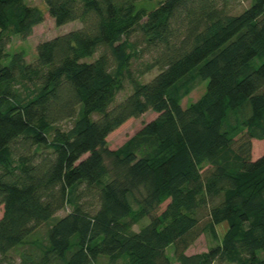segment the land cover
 <instances>
[{
  "label": "trees",
  "instance_id": "obj_1",
  "mask_svg": "<svg viewBox=\"0 0 264 264\" xmlns=\"http://www.w3.org/2000/svg\"><path fill=\"white\" fill-rule=\"evenodd\" d=\"M136 1L44 0L55 25L82 26L38 43L33 63H4L44 10L0 0V264L11 251L18 264H264V153L251 158L264 139V0L235 14L232 0ZM223 222L221 241L186 253L203 233L218 241Z\"/></svg>",
  "mask_w": 264,
  "mask_h": 264
},
{
  "label": "rangeland",
  "instance_id": "obj_2",
  "mask_svg": "<svg viewBox=\"0 0 264 264\" xmlns=\"http://www.w3.org/2000/svg\"><path fill=\"white\" fill-rule=\"evenodd\" d=\"M159 1L162 0H138L135 2V5L138 7H145L147 11L154 9L157 7L159 4ZM251 0H232L230 3V11L235 14L243 11L245 7H247L250 4ZM41 9L44 10V19L43 23L41 26L36 28L32 35L27 36V37H20L19 35H12L9 41V44L6 48L7 53H9V56L3 60L4 63L8 62L10 56L15 53V52H21L24 53L25 56V61L27 63H33V61L36 60L37 58V52H36V45L40 42H43L44 40L52 39L54 36L58 35H63L64 33L68 31H73L76 28H80L82 26V23L80 20L75 19L74 21H69L64 23L63 25H55L54 19L50 17L48 14V11L46 9V5L44 0L37 1L36 2ZM99 54V51L92 56H88L84 60H93L95 59ZM146 57V56H145ZM261 62L260 59H255L254 64L259 65ZM157 73V70L154 69L152 73L146 74L142 77L144 81H149L154 74ZM206 81H203L202 83L198 84L195 86V89L186 95L184 98L181 100V106L186 107L188 104L191 102L196 101L200 95L204 93L206 90ZM129 88H126L124 91H121V93L118 94L116 101L121 100L122 97L127 95L129 93ZM157 112L153 111H146L142 115L138 117H133L130 119H127L122 123L121 126L118 128L114 129L111 133L108 134L106 140H107V145L110 149L118 148L120 147L124 141H126L128 138L132 137L133 134L138 131L146 122L154 119L155 116H157ZM72 121H63L58 123L57 126H60L63 129H67L70 127ZM264 153V139L262 140H252V154L251 158H257ZM85 156V155H84ZM166 202L160 205V209L158 211H161ZM70 208L65 207L62 210L58 211L55 216L57 217H62V215L66 214L69 212ZM2 213V208L0 207V217ZM147 220H142L141 222L137 223V225L133 226V229L138 231V228L146 223ZM227 224L226 222L220 223L216 225V232H217V237L218 241L214 237L210 235L209 232L203 233L198 237V239L188 248L189 250L187 251V254H192L196 252H203V250L209 249V247L213 246L216 242L221 241L222 236L227 229ZM47 228L46 224H42L41 227L36 229L34 233L32 234L33 236L28 240V244L26 246L31 247L35 241L42 240L45 236V230ZM173 247L170 244L166 248L167 254L170 257V260H173ZM259 255L262 256L264 255L263 251L259 252ZM10 256L13 258V263L12 264H18L20 257L18 256L17 252L11 251ZM173 264H178L177 262H174Z\"/></svg>",
  "mask_w": 264,
  "mask_h": 264
},
{
  "label": "crops",
  "instance_id": "obj_3",
  "mask_svg": "<svg viewBox=\"0 0 264 264\" xmlns=\"http://www.w3.org/2000/svg\"><path fill=\"white\" fill-rule=\"evenodd\" d=\"M25 1H26V3H27L28 5H31V4L38 5L36 2H37V1H41V0H25ZM42 23H43V21H42ZM42 23L33 26V28H32V33L34 32V30H35L36 28H38L39 26H41ZM31 35H32V34H31ZM188 250H189V249H188ZM188 250H187V251H188ZM187 251H186V253H187Z\"/></svg>",
  "mask_w": 264,
  "mask_h": 264
}]
</instances>
